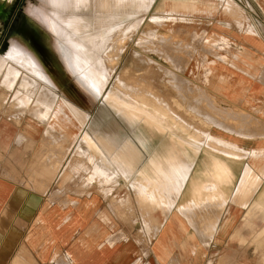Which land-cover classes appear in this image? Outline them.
Here are the masks:
<instances>
[{
    "label": "rangeland",
    "instance_id": "1",
    "mask_svg": "<svg viewBox=\"0 0 264 264\" xmlns=\"http://www.w3.org/2000/svg\"><path fill=\"white\" fill-rule=\"evenodd\" d=\"M159 1L133 0V5L125 6L122 4V0H93L96 3L94 4V9L82 12L83 16L92 18L91 23L88 26H84L71 22V20L66 24L59 23L50 12V10L55 11V7L46 2V0H38L37 3H29L34 2V0H0V58L3 57L5 59L8 66L14 70L11 72L12 75L15 79H18L12 87L6 88L4 84H1V80H3L1 73L4 75L6 68L0 71V117H13L15 120L19 116L29 117L27 112L32 106L31 103H28L25 108V105L19 104L16 107L21 106L20 108L22 109H17L16 107L14 108L16 111L12 109L13 101L11 102V95L17 87H20L23 74L25 73L23 70L21 71L22 68H19L22 72L21 77H19L20 74L15 73L19 61L13 49L23 44L12 36L13 33L19 34L28 43L29 46L25 47L26 51H37L40 53L41 62L48 69L54 71L55 68L52 64L49 66L50 61L60 69L63 67L62 58L55 52L54 45L49 39H46L41 44L29 39L31 29L25 24V6L28 5L31 11L34 9L51 16L57 24L70 34L69 38L71 40H75L83 48L87 47L91 51V58L87 62L100 60L102 66L99 67L98 65L99 69L108 74L102 88L100 87L101 95L96 99L80 86L76 76L65 74V83L67 87H70L71 97L62 102L68 114L70 113L69 115L75 120L72 133L69 132L66 124H64L69 122V117H48L45 115L46 113L36 116V118H39L40 115L41 118L39 119L46 123V129L53 123V127L49 129L50 132L46 134L51 135V138L50 136H44L45 139L43 137V140L49 146L55 144L57 151L62 152L61 156L56 159V162L63 168L61 170L62 175L68 178L70 172L74 170V178H86L84 180L86 181L95 172L94 168L100 165L99 159H104L107 164L102 165L101 169L109 173V176L107 174L99 176L100 174H98L91 177L90 179L97 183V186L93 185L91 188L100 190L107 199L112 198L113 190L116 187V204L121 208L120 216L124 217L125 220L129 219L136 227L137 238L145 239V247L158 264H162L167 259H169L171 264H177L176 258L170 253L161 256L153 249L152 245H155V243L150 240L151 232L144 227L139 216L137 200L136 207L135 203L131 201V208H125L122 203L123 199L126 196L130 199H137V192L133 187L135 182L150 188V191L159 186V189L167 193L168 183L171 182L178 191L171 207V215L176 214V217L180 220L188 251L192 253L194 235L190 232V229L194 230L193 232L197 236L204 237L211 234L215 224V219L208 220L203 218L205 219L203 224L202 218L194 217L200 208L188 210L187 212H181L177 209V202L184 196V190L194 171V163L200 155H203L197 145L204 143L212 151H218L229 156H241L240 151L234 144L224 141V139L231 141L233 140L232 138L223 137V139L214 136L228 134L249 138L255 136L264 137V117L261 115V117H257L255 101L250 102L248 106L239 105V107L226 102L217 93L222 86L214 88L215 85L207 77L213 76V67L217 68V65L219 66L217 63L219 60L227 61L233 65L241 64L240 56H220V54L226 52L225 50H229V48L231 50V47H229L230 43L226 40L215 41L221 37H214V33L210 32L208 22L203 21L204 19L200 17V14H196L193 17L194 20L169 19L168 11L157 9ZM228 7L230 13H236L230 5ZM75 12L72 11L73 14ZM220 12L224 14L223 11ZM22 14L23 29H17L15 26L21 24ZM74 15L76 16L78 13ZM100 35L103 38L109 37L105 45L98 49L91 47V43L87 41V38ZM155 37L157 38L156 40ZM171 42L180 43L174 44ZM169 46H171V49ZM177 46L178 48H176ZM4 47L5 53H3ZM150 49L154 50L155 53ZM227 53H230V51H227ZM172 58L174 59L171 60ZM213 60L215 61L214 64L212 62L208 63ZM92 67L86 63L81 70H89ZM210 69L211 72L209 71ZM118 74L128 79V82L137 83V88H134L133 91L135 94L131 98L130 110L121 106L116 99L112 98L118 99L116 93H111L108 96L110 86ZM151 89L159 92L163 96L161 98L167 102L169 101V103H171L172 96H177L176 98L179 102L182 100L183 109L180 108L178 110L179 115L182 117H165L167 111L156 100L153 101L150 94ZM200 92L203 94L204 99L200 100L202 95ZM214 93L215 95H213ZM210 96L211 99L213 96L215 98L213 97L211 100L209 99ZM191 98L194 100H191ZM188 99L190 100L188 101ZM214 106L219 108V111ZM228 108H231L229 110H234V112L236 111L237 117H223L226 116L223 112L228 110ZM259 108L263 110V107ZM212 111H215V114ZM238 111H241V113ZM207 112L208 115L209 113L213 115L218 113L216 115L218 117H206L208 116ZM151 113L154 114L153 117L150 116ZM93 114L94 116H92ZM204 114H206L205 117ZM220 114H222V117ZM92 122L97 131L96 135L87 129L88 124ZM59 123H62L63 126L59 125ZM196 125V128L200 125L198 129L202 131L195 129ZM204 126L206 129H204ZM203 129L205 130L204 132ZM170 133L179 139H186L187 145L183 147V145L180 146L175 141H172ZM59 139L61 142L57 143ZM84 139L88 141L89 145L86 146L87 148L81 145ZM40 144L42 145V143ZM87 150L90 153L88 157L85 155L88 152ZM114 154L120 156L123 163L116 162L115 164L111 162ZM248 156L264 157V149L249 151ZM201 158L204 162V155ZM185 159L188 164L185 163ZM65 167H68L69 170L64 171ZM83 167L87 170H81ZM183 167L187 170L185 179L180 176V171ZM65 172H67L66 175ZM132 195H135V197ZM207 221L209 222V227L205 226ZM126 238L125 236L119 239V242L122 244L124 240V243H129ZM181 238L184 241L183 236ZM187 245L185 244L186 247ZM147 250L143 251V255L147 253ZM139 262L140 256L135 264Z\"/></svg>",
    "mask_w": 264,
    "mask_h": 264
},
{
    "label": "crops",
    "instance_id": "2",
    "mask_svg": "<svg viewBox=\"0 0 264 264\" xmlns=\"http://www.w3.org/2000/svg\"><path fill=\"white\" fill-rule=\"evenodd\" d=\"M227 3L235 14L220 12ZM213 4L215 11L200 17L215 38L224 37L230 43L231 50L220 56H240L241 64L217 61L211 83L214 88L222 86L217 93L231 105L248 106L255 101L257 117H264V0H214ZM52 127L53 123L46 129V123L36 117H0V264H135L139 256L137 264H158L145 247V239L137 238L136 227L120 216L116 187L112 198L106 199L100 190L88 186L86 178L62 175L63 168L56 162L62 152L43 140L51 138L46 134ZM222 135L214 137L232 138L227 141L241 157L223 164L224 173L209 199L202 195L201 201L209 204L194 217L215 219L214 229L204 237L191 232L192 253L187 247L182 252L177 248V264H264V163L250 161L248 156L249 151L264 149V137ZM202 156L193 166L199 176L209 170ZM247 169L261 178L251 193L238 190L240 173ZM136 200L154 242L141 199L126 196L122 203L127 208V202L131 207L133 201L136 207ZM125 236L129 243L123 240L121 244L119 239ZM152 247L157 253L156 244ZM169 263L167 259L162 264Z\"/></svg>",
    "mask_w": 264,
    "mask_h": 264
},
{
    "label": "bare ground",
    "instance_id": "3",
    "mask_svg": "<svg viewBox=\"0 0 264 264\" xmlns=\"http://www.w3.org/2000/svg\"><path fill=\"white\" fill-rule=\"evenodd\" d=\"M122 1H123L122 4L125 6L134 4L133 0H122ZM37 2H38V0H36V1L34 0V2H29V3H37ZM46 2L50 3L53 7H55V11L50 10V12L53 15V17H55L57 19V21L59 23H65L66 24L67 22H69L71 20V22L82 24L84 26H88L91 23L90 21L92 20V18L89 16H83L82 12L84 10H93L94 4H96L95 2H93V0H82V3L79 6L76 5V0H46ZM213 2H214V0H160L158 2L157 9L168 11L169 12V16H168L169 19L194 20L193 17L196 14L208 15V14H211L212 12H214L215 6H214ZM26 3H28V2H26ZM229 5L230 4H228V3L226 5H224V8L222 9V11L224 13H230L229 12L230 9L228 7ZM25 7H26V9H25L26 10V12H25L26 13L25 24H27L31 29V34H30L29 39L36 41L38 44H41L46 39H49L51 41V43H53V45H54L55 52H57L61 56L62 62H63V67H61V69H62L61 70L56 64H53V62L50 61L49 66H51V64H52L55 66V68H54V71L51 69H48L47 66L41 62L42 60H41L40 53H38L37 51L36 52L35 51L34 52L26 51L25 47L29 46L28 43L26 41H24L23 38H21L19 34L13 33L12 36H14L16 39L19 40L20 43L23 44L22 46L18 45L17 47H14V49H13V51L15 52V55L19 61V65L16 66L15 73L20 74L19 77H21V73H22L21 71L22 70L25 73L23 74V78H22V82L20 84V87H17V89L14 90V92L11 95L12 100L11 99L10 100H11V102L13 101L12 102L13 107L12 106L11 107H12V109H14L16 106H19V104H23V105H25V108H26V105H28V103H31L32 106L30 107V105H29L30 108L28 107L29 110L27 109L28 110L27 113H28L29 117H36L38 114H42V113L43 114L46 113L45 115H47L48 117H69L70 123L65 122L64 124H66L69 132L72 133L73 132V130H72L73 124L75 123L74 122L75 120L72 118L71 115H69L70 113L68 114L67 109L64 108L65 106L63 105V102H62L63 100L65 102V100H67L68 97H71L70 87H67V85L65 83L66 82V75L65 74H68L71 76H76V80L80 84V86L89 95H91L95 99L100 97V95H101L100 90H101L105 80L107 79L108 74H106V72H103V70L99 69V67L102 66V62L100 60L99 61H93V62H87L88 59L91 58V51L87 47L83 48V46L81 44L78 45L75 40H73V39L71 40L69 38L70 34H68V32L65 31L59 24H57L52 19L51 16H49L47 14H43L42 12L34 10V9L31 11L29 9L28 5H26ZM23 10H24V7H23ZM72 11H76L74 14L78 13V15L75 16L72 13ZM79 15H81V16H79ZM15 27L17 29H23V14H22L21 24L19 26H15ZM42 29H43V31H42ZM101 36L102 35H100V36H89L87 38V41L90 42L91 47L93 46V47H95V49L102 48L103 45H105L106 41L109 39V37L103 38ZM152 37H153V35H152ZM156 39L157 38L155 37V40ZM219 40L224 41L226 39L224 37H221L219 39H216L215 41H219ZM159 41L161 42V40H159ZM162 42L164 43V41H162ZM171 43H174V42H171ZM171 43H170V45H171ZM175 43H178V42H175ZM165 45H166V42H165ZM163 46H164V44H163ZM178 46L176 48H178ZM169 47L171 49V46H169ZM166 48H168V47H166ZM3 50H4V52L3 51L2 52L5 53V47ZM186 50L189 51L188 48H186ZM151 51H154V50H151ZM156 51H157V49H156ZM157 52H159V51H157ZM154 53H155V51H154ZM161 57H162V55H161ZM175 58L177 59V57H175ZM173 59L174 58H172L171 60H173ZM169 60H167V61H169ZM176 62H177V60H176ZM210 62H212V64L215 63L214 60L209 61L208 63H210ZM86 63H88L89 65H91L93 67L89 70H86V69L81 70V68ZM98 65H99V67H98ZM172 66H173V63H172ZM4 68H6V71H5L6 73L4 75H3V73H1L3 76V80H1V82H2L1 84H4L6 86V88L7 87L10 88V87H12L13 84L16 83V81H18V79L14 78V76L11 73L14 70H12V68H10L8 66V64L5 62V59L2 57V58H0V71H2ZM19 68H22L21 71L19 70ZM201 68L203 69V67H201ZM209 71L211 72V69ZM205 72H207V71H205ZM210 72H207V73H210ZM207 77H209V79H210V77H212V76H207ZM127 80L128 79H125L122 75H119V74L116 75L114 82L113 83L111 82L112 84H111L110 89L108 91V96H110L111 93L112 94L116 93V95L118 96V99L115 97H112V98L116 99L117 102H119L121 104V106L130 110L131 109L130 105H131V101H132L131 98L135 94L133 91H134V88H137V83L128 82L129 80L128 81ZM33 83H34V85H32ZM1 87H2V85H1ZM220 88H222V87H220ZM219 90L220 89H218V91ZM22 91H23V93H22ZM201 92H200V94H202ZM205 93H206V91H205ZM150 94H151L153 101L156 100V102L158 104H160L167 111V115L165 117H182L181 115H179V112H178V110L180 108L183 109L182 104H181L182 100H180V102H179V100H177V98H176L177 96L176 97L172 96L171 103H169V101L167 102L166 100L161 98L163 96H161L159 92H155V90H153V89H151ZM4 95H6V94H4ZM204 95H206V94H204ZM213 95H215V93ZM122 96H123V98H122ZM203 97L204 96L202 94L200 97V100L204 99ZM213 97H212V99H213ZM2 98H3V95H2ZM207 98H208V96H207ZM192 99L193 98H191V100ZM209 99H211V96L209 97ZM189 100L190 99H188V101ZM198 103H199V101H198ZM207 103H209V102H207ZM215 104H216V102H215ZM20 107H18V108H20ZM25 108H24V110H25ZM214 108H216L217 110L219 109L215 106H214ZM20 109H22V108H20ZM220 109H221V107H220ZM224 109H226V108H224ZM229 109H231V108H228V110H225V111L222 109L224 111V112L223 111L222 112L225 113L224 115H226L223 117H237L236 111L234 112V110H229ZM14 110L16 111V109H14ZM19 111H21V110H19ZM25 112H26V110H25ZM238 112L241 113V111H238ZM238 112H237V114H238ZM243 113H244V111H243ZM19 114H18V116H19ZM77 114H79V113H77ZM210 114H211V116H210ZM222 114H220V116ZM153 115H154L153 113L150 114L151 117H153ZM205 115L206 114H204V117H205ZM207 115H208V112H207ZM216 115L209 113V115L206 117H215ZM92 116H94V114ZM79 117H81L80 114H79ZM216 117H218V116H216ZM39 118H41L40 115H39ZM93 121H94V119H93ZM203 123L206 125L205 122H203ZM59 125L63 126L62 123L61 124L59 123ZM197 125L194 127L195 129L200 128L199 127L200 125L198 126V128H196ZM94 127H95V125L92 122V123L88 124L87 129H88V131H90V132L94 133V135H96L97 131ZM204 129H206V127ZM204 129H203V132L205 131ZM198 130L202 131L200 129H198ZM25 132H29L28 127L25 128ZM169 135L172 137L171 138L172 141H175L178 145H180V146L183 145V147L187 145L186 139H184V140L179 139L177 136H174L172 133H170ZM44 139H45V137H44ZM224 141L228 142L225 139H224ZM60 142H61V140L59 139L57 141V143H60ZM81 145L86 147L89 144H88V141L86 139H84L82 141ZM197 146H199V149L203 153L204 162H205L204 164L206 165V167L209 170H207V171L204 170L205 173H203L202 176L198 175V173H199L198 171H196V172L193 171V173L190 176V179L188 181V185H187L186 189L184 190V196L180 199L179 202H177L178 203L177 209L180 210L181 212H187L188 210L198 209V208L201 209L205 205H208L209 204L208 201H206V202L201 201L202 195H204V199H209V194H213L216 192V189H217L216 181L219 180L218 178H221L223 173H224L223 164L225 162H231V161H236V160L239 161V159L241 157V156H235V155L229 156V155H225L224 153H220L218 151H212L211 148H208V146L204 143H199ZM167 151H169V150H167ZM88 154L90 155L89 151L85 154L86 157H88ZM121 160H122V158L120 156H116V154L112 155L111 162H113L115 164H116V162L123 163V161H121ZM244 160H246V159H244ZM249 160L250 161H257V162L261 161L264 163V157H249ZM99 162H100V165L98 167L94 168L95 172H93L91 174V176L88 177L86 180V182L88 183V186L90 188L93 185L97 186V183L92 181V179H90L91 177L98 175V174H100L99 176H103L105 174H107L109 176V173H107L105 170L101 169L102 165L104 166L105 164H107V162L104 159H99ZM185 163L188 164L186 159H185ZM244 169H245V167H244ZM243 171H244V173L239 172L240 174H243V175H242V180L240 181V185L238 187V190L242 189L241 192L244 190H247L250 192L251 189L256 186L255 184H256L257 178H259V176L257 175L258 177H256V175L250 169L243 170ZM261 172L264 174V169ZM70 173H74V170H72ZM180 176L183 179H185V177L187 176V170L185 169V167H183L181 169ZM259 179H261V178H259ZM106 186H109V185H106ZM102 187H104V186H102ZM111 187H113V186H111ZM133 187L136 190V192L138 193L137 199H141V202H142L141 210H142L143 216L148 218L149 223L153 227L154 242H155L156 248L158 250L157 253L160 254L161 256L165 255L167 253H170L177 260V256H176L177 248H179L180 251L182 252L184 250V247H186L185 244L187 245L186 238H185V235L183 234L182 224L180 223V220L176 217V214L171 215V207L174 204L173 201L175 200V197H176L178 191L174 188V186L172 185L171 182L168 183V193L165 192L164 190L159 189V186H158V188H155L154 190L150 191L149 190L150 188L145 187V186H143L137 182H135L133 184ZM241 194H244V192ZM185 195H186V197H185ZM248 195L249 194H246V197ZM242 202H244V201H242ZM245 202H246V200H245ZM244 205H245V203H244ZM127 208H131L129 201L127 202ZM250 218H253V217L249 216V219ZM207 219L211 220V218H208V217H207ZM255 219L256 218H254V220ZM202 220H203V224H204L205 219L202 218ZM205 226L209 227L208 221L206 222ZM193 231L194 230H192L190 232H193ZM182 236H183L184 241H182V238H181ZM160 239H163V243L159 242ZM187 248H188V245H187ZM259 250H260V248H259ZM187 252H189L188 249H187Z\"/></svg>",
    "mask_w": 264,
    "mask_h": 264
},
{
    "label": "snow or ice",
    "instance_id": "4",
    "mask_svg": "<svg viewBox=\"0 0 264 264\" xmlns=\"http://www.w3.org/2000/svg\"><path fill=\"white\" fill-rule=\"evenodd\" d=\"M82 3V0H76V5L79 6ZM71 6V5H70Z\"/></svg>",
    "mask_w": 264,
    "mask_h": 264
}]
</instances>
